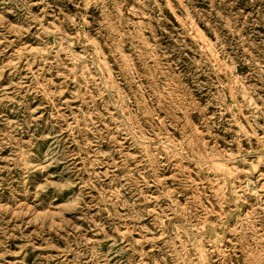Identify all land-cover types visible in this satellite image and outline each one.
<instances>
[{"label":"rangeland","instance_id":"374dc122","mask_svg":"<svg viewBox=\"0 0 264 264\" xmlns=\"http://www.w3.org/2000/svg\"><path fill=\"white\" fill-rule=\"evenodd\" d=\"M0 264H264V0H0Z\"/></svg>","mask_w":264,"mask_h":264}]
</instances>
